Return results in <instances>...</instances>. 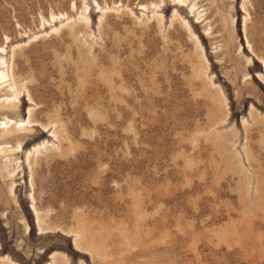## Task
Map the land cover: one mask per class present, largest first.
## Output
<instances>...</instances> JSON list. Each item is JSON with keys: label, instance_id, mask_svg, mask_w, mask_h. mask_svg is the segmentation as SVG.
I'll list each match as a JSON object with an SVG mask.
<instances>
[{"label": "rangeland", "instance_id": "obj_1", "mask_svg": "<svg viewBox=\"0 0 264 264\" xmlns=\"http://www.w3.org/2000/svg\"><path fill=\"white\" fill-rule=\"evenodd\" d=\"M0 71V264H264V0H0Z\"/></svg>", "mask_w": 264, "mask_h": 264}, {"label": "bare ground", "instance_id": "obj_2", "mask_svg": "<svg viewBox=\"0 0 264 264\" xmlns=\"http://www.w3.org/2000/svg\"><path fill=\"white\" fill-rule=\"evenodd\" d=\"M6 75V74H5ZM5 75H3V71H0V78H2L3 76H4V79L6 78V76ZM3 79V78H2ZM0 82H2V80L0 81ZM12 102V101H11ZM7 106V105H6ZM8 107V106H7ZM32 118V117H31ZM10 121V120H9ZM31 121V120H30ZM8 121H6V120H4V121H1V124H2V126H4V125H6V123H7ZM9 124V123H8ZM8 126V125H7ZM8 127H10V124H9V126ZM4 129H6L7 130V128H4ZM4 150V149H3Z\"/></svg>", "mask_w": 264, "mask_h": 264}]
</instances>
